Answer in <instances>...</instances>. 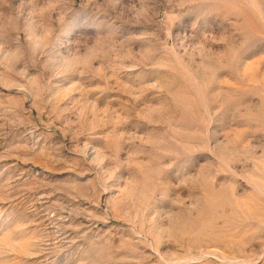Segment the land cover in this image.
Here are the masks:
<instances>
[{
	"label": "rangeland",
	"instance_id": "1",
	"mask_svg": "<svg viewBox=\"0 0 264 264\" xmlns=\"http://www.w3.org/2000/svg\"><path fill=\"white\" fill-rule=\"evenodd\" d=\"M0 264H264V0H0Z\"/></svg>",
	"mask_w": 264,
	"mask_h": 264
}]
</instances>
